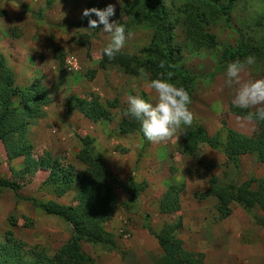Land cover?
Instances as JSON below:
<instances>
[{"label":"rangeland","instance_id":"1","mask_svg":"<svg viewBox=\"0 0 264 264\" xmlns=\"http://www.w3.org/2000/svg\"><path fill=\"white\" fill-rule=\"evenodd\" d=\"M132 1L0 0V53L14 75L15 85L41 88L52 100L44 115L29 125L26 137L32 145L31 155L39 161L50 154L60 168L66 170L72 165L81 171L77 160L82 149L80 137L89 136L114 174L124 182L133 179L148 184L135 202L118 192L115 217L106 226L117 243L115 250L82 245L95 264H157L163 252L154 234L158 235L165 225L178 228L180 220L183 226L178 228L177 237L186 251L203 255L204 264H263L264 213L258 208L248 213L232 204L231 214L223 218L216 198L206 197V193L212 175L221 186L241 185L264 179V164L245 156L235 169L219 151L203 147L197 155L187 156L182 152V144L186 132L197 124L210 137L223 128L255 139L264 137L259 124L238 120L231 112L235 85L226 83L224 71L212 74L223 55L239 44L253 53H264V0H237L231 6L229 18L223 12L230 6L228 0H159L169 11L170 21H178L170 42L181 49L174 56L176 65L202 78L194 85L189 105L192 124L182 126L169 139L149 141L146 147L140 132L124 134L119 125L125 117L128 95L155 97L148 86L155 76L146 68L137 77L124 74L112 64L100 69L101 49L107 43L99 33L102 25L90 31L87 21L97 17L82 16L83 10L90 7L101 5L97 9H103L114 4L116 12L110 19L124 23L133 33L120 53L143 58L153 40L162 48L166 44L147 21L142 4L134 8ZM202 13L206 18L203 33L190 40L183 23L187 16ZM261 77L264 57L255 58L254 64L242 73L243 79ZM73 98H96L104 106L117 100L119 107L111 110L110 120L93 123L78 111H68ZM24 166V158L8 161L0 143V178L15 184L21 197L18 199L12 190H4L0 197V242L8 251H16L25 244L39 246L53 255L72 239V229L23 199L41 203L54 199L70 205L76 191L55 199L51 189L44 187L50 171L23 175ZM172 186L183 189L180 210L162 214L160 201ZM253 189H257L256 183ZM10 233L13 243L8 241Z\"/></svg>","mask_w":264,"mask_h":264},{"label":"trees","instance_id":"2","mask_svg":"<svg viewBox=\"0 0 264 264\" xmlns=\"http://www.w3.org/2000/svg\"><path fill=\"white\" fill-rule=\"evenodd\" d=\"M236 1L228 0L230 6L223 9L225 17L229 18L231 6ZM141 4L147 21L153 25L166 46L162 48L153 40L151 46L144 50L143 58L119 53L109 60L102 55L100 69L104 70L112 64L124 74L137 77L141 70L146 68L155 78L160 73H164L167 77L170 72L171 82L178 86L182 85L192 99L194 85L202 77L195 76L176 65L174 56L177 53L180 54L181 49L170 42L171 32L177 28V18L175 21H170L169 11L159 0L132 1L134 8ZM97 8H102V6L97 5ZM205 21L203 13L197 16H187L183 23L186 37L194 40L196 36L202 34V23ZM86 45L89 47V42ZM248 56L261 58L264 57V53H253L245 45L239 44L223 55L212 74L224 71L228 62L237 59L243 61ZM161 61H165L164 69L159 67ZM51 104L52 100L41 88L17 87L13 73L8 68L5 57L0 53V143L5 147L8 161L24 158L25 166L21 171L23 175H34L40 170L50 171L44 187L51 189V194L55 199L64 198L72 190L76 191L74 203L70 205L61 204L54 199L47 203H41L36 199H23L31 202L46 216L56 217L72 229L73 237L67 244L55 254L50 255L39 246L29 247L25 244L19 245L16 251H8L6 246L0 242V264H95V260L83 251L82 245L101 246L106 251L117 248V243L113 235L106 230V226L115 217L118 192L125 193L130 202H135L148 187L146 182L138 183L133 179L124 182L114 174L106 166L102 153L96 149L93 138L89 136L80 137L82 149L77 155V160L83 168L81 171L72 165H69L66 170L60 168L50 154L46 155L45 160H34L31 155L32 145L26 137L29 125L32 121L42 117L44 109ZM118 107L117 100L104 106L96 98L91 100L73 98L69 101L68 111L70 113L78 111L91 122L98 123L102 120H110L111 110ZM230 110L237 116H243V113L233 106H230ZM256 123L264 129V122ZM119 129L124 134L140 132L138 122L128 116L123 118ZM140 134L146 147L149 141L143 137L141 132ZM203 147L223 153L235 169L239 168V161L245 156H252L259 163L264 164V137L255 139L224 128L215 136L210 137L206 130L197 124L186 132L182 152L187 156H195ZM201 164L210 168L203 162ZM254 183L257 184L256 190L253 189ZM4 190H12L17 198L21 199L16 185L0 178V197ZM182 192L181 187H170L160 201V212L162 214L178 212ZM208 196L216 198L217 210L223 218L231 214L232 204L241 206L248 213L257 208L264 213V179L246 181L241 185L231 183L221 186L218 178L212 175L206 193V197ZM261 225L264 228V223ZM182 226L180 220L178 228ZM178 228L165 225L158 235L154 234L163 252L157 264H204L203 255L184 249L183 242L177 237ZM8 241L11 243L15 241L13 233L9 234Z\"/></svg>","mask_w":264,"mask_h":264},{"label":"clouds","instance_id":"3","mask_svg":"<svg viewBox=\"0 0 264 264\" xmlns=\"http://www.w3.org/2000/svg\"><path fill=\"white\" fill-rule=\"evenodd\" d=\"M120 3V0H117ZM114 4H107L103 9L91 8L82 12L83 17L95 15L97 19L89 18L88 30L95 31L102 25L99 33L107 43L101 49L102 55L112 60L121 52L127 40L132 38L131 30L119 21L111 20L115 15ZM255 58L245 57L243 61L237 59L230 61L224 68V76L228 85H235L231 104L240 110L243 116L237 119L246 121L255 120L264 122V77L243 79L248 66L254 64ZM159 67L165 68V61ZM148 86L154 90L155 97L145 99L140 95H128L127 106L123 114L133 118L139 124L143 137L151 142H159L174 136L182 126H190L193 122V113L189 109L191 98L186 89L171 82V73L165 77L160 73L156 78L148 81Z\"/></svg>","mask_w":264,"mask_h":264}]
</instances>
